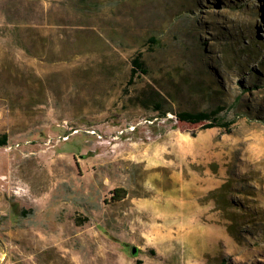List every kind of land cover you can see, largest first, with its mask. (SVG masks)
Listing matches in <instances>:
<instances>
[{
    "label": "rangeland",
    "instance_id": "obj_1",
    "mask_svg": "<svg viewBox=\"0 0 264 264\" xmlns=\"http://www.w3.org/2000/svg\"><path fill=\"white\" fill-rule=\"evenodd\" d=\"M2 133L0 264H264V0H0Z\"/></svg>",
    "mask_w": 264,
    "mask_h": 264
},
{
    "label": "trees",
    "instance_id": "obj_2",
    "mask_svg": "<svg viewBox=\"0 0 264 264\" xmlns=\"http://www.w3.org/2000/svg\"><path fill=\"white\" fill-rule=\"evenodd\" d=\"M148 42L155 45L157 40L154 37H149ZM152 49V46L149 47ZM131 72L130 78L127 81V86H131L135 83V79L140 77V75L147 74V68L145 66V62L142 59V53L137 52L131 59ZM138 97V101L140 103L144 101H148V104L151 105L153 109H155L159 116L166 117L169 111L163 109L164 105L162 100L160 99V95L158 92H153L151 97ZM144 104V103H143ZM224 109L223 106H216L209 110H180L177 112H173L176 118L185 123L190 124H202L203 128H212V127H219L223 129H229L232 121H225L219 117V113ZM8 143V135L6 133L0 134V147L6 146ZM121 188H114L112 191L111 198L116 200L123 197L121 194ZM135 264H143L141 259H136Z\"/></svg>",
    "mask_w": 264,
    "mask_h": 264
},
{
    "label": "water",
    "instance_id": "obj_3",
    "mask_svg": "<svg viewBox=\"0 0 264 264\" xmlns=\"http://www.w3.org/2000/svg\"><path fill=\"white\" fill-rule=\"evenodd\" d=\"M135 252H136V248L135 247H132L131 253L134 254Z\"/></svg>",
    "mask_w": 264,
    "mask_h": 264
}]
</instances>
